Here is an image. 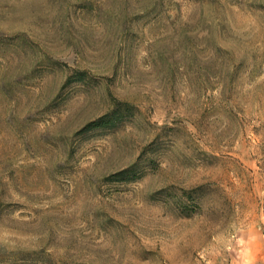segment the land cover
Returning <instances> with one entry per match:
<instances>
[{"label": "rangeland", "instance_id": "rangeland-1", "mask_svg": "<svg viewBox=\"0 0 264 264\" xmlns=\"http://www.w3.org/2000/svg\"><path fill=\"white\" fill-rule=\"evenodd\" d=\"M258 249L264 0H0V264Z\"/></svg>", "mask_w": 264, "mask_h": 264}, {"label": "trees", "instance_id": "trees-1", "mask_svg": "<svg viewBox=\"0 0 264 264\" xmlns=\"http://www.w3.org/2000/svg\"><path fill=\"white\" fill-rule=\"evenodd\" d=\"M79 75L76 76V80H82V74L83 71H78ZM68 80H70L68 78ZM130 105L128 103H124L123 106H117L111 113V115H103L91 122H89L86 126V128H90V127H100V126H107V125H115L117 123L118 120H120L122 118V115L124 114V112H128V110L130 109ZM129 172V170H123L118 172L116 175H123L124 173Z\"/></svg>", "mask_w": 264, "mask_h": 264}, {"label": "crops", "instance_id": "crops-1", "mask_svg": "<svg viewBox=\"0 0 264 264\" xmlns=\"http://www.w3.org/2000/svg\"><path fill=\"white\" fill-rule=\"evenodd\" d=\"M255 259L252 262L253 264H264V250L258 249L254 252Z\"/></svg>", "mask_w": 264, "mask_h": 264}]
</instances>
